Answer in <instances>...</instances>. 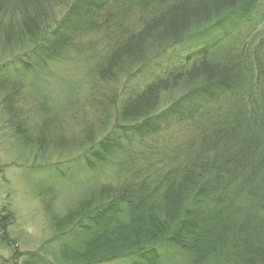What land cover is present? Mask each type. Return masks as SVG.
Listing matches in <instances>:
<instances>
[{"label":"trees","instance_id":"1","mask_svg":"<svg viewBox=\"0 0 264 264\" xmlns=\"http://www.w3.org/2000/svg\"><path fill=\"white\" fill-rule=\"evenodd\" d=\"M57 1L0 0V56L22 50L42 74L110 35L98 77L131 63L151 74V55L156 72L80 155L105 181L89 180L62 213L45 202L57 235L48 242L60 241L23 264H264V0H62L49 30L44 14ZM0 85L11 115L21 86ZM12 218L0 209L2 231Z\"/></svg>","mask_w":264,"mask_h":264},{"label":"rangeland","instance_id":"2","mask_svg":"<svg viewBox=\"0 0 264 264\" xmlns=\"http://www.w3.org/2000/svg\"><path fill=\"white\" fill-rule=\"evenodd\" d=\"M61 1L44 14L49 30H54L69 6L67 1L60 5ZM105 37L87 40L89 57L63 53L49 62L42 74L30 69L29 60L19 53L22 50L0 56V81L7 79L21 86L19 92L13 90L15 94L9 95L13 107L9 115L2 110L6 86L0 85V209L6 206L13 217L1 226L4 231L0 229V235H5L0 237V264H23L27 253L55 249L60 240L48 242L57 235L45 202L51 201L62 213L89 180L105 181L107 171L88 169L80 155L114 129L117 107L156 72L157 56L151 55L146 62L151 74L145 73L144 65L138 70L131 63L114 77H98L95 64L107 55L113 42L110 35ZM19 59L26 64L20 65ZM11 116L15 121L8 119ZM18 127L20 136H28L31 143L16 139L13 128ZM37 182L44 186L38 189Z\"/></svg>","mask_w":264,"mask_h":264}]
</instances>
